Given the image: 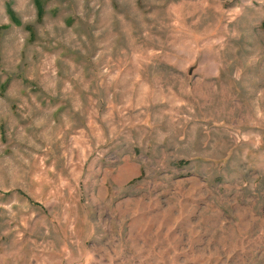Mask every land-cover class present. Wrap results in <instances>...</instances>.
Returning <instances> with one entry per match:
<instances>
[{
	"label": "rangeland",
	"instance_id": "obj_1",
	"mask_svg": "<svg viewBox=\"0 0 264 264\" xmlns=\"http://www.w3.org/2000/svg\"><path fill=\"white\" fill-rule=\"evenodd\" d=\"M39 1L0 0V264H264V0Z\"/></svg>",
	"mask_w": 264,
	"mask_h": 264
},
{
	"label": "trees",
	"instance_id": "obj_2",
	"mask_svg": "<svg viewBox=\"0 0 264 264\" xmlns=\"http://www.w3.org/2000/svg\"><path fill=\"white\" fill-rule=\"evenodd\" d=\"M35 3L38 7L41 6V2L39 0H35ZM8 11L10 14H13V10H12V8H10V6H8ZM39 11H41V10H39Z\"/></svg>",
	"mask_w": 264,
	"mask_h": 264
}]
</instances>
